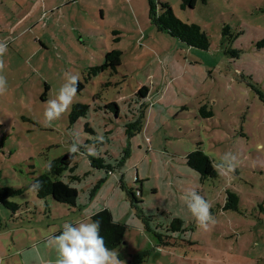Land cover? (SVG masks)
I'll return each mask as SVG.
<instances>
[{
  "label": "rangeland",
  "instance_id": "obj_1",
  "mask_svg": "<svg viewBox=\"0 0 264 264\" xmlns=\"http://www.w3.org/2000/svg\"><path fill=\"white\" fill-rule=\"evenodd\" d=\"M161 1L182 22L200 25L209 48L159 30L147 0H0V41L8 47L0 58L7 79L0 95V185L22 189L9 198L16 211L0 203V264H54L47 237L104 208L126 227L113 249L123 264H264V151L257 147L264 144V0H198L186 9L181 0ZM27 10V26L17 23ZM226 24L236 35L223 41ZM113 49L122 52V63L91 75ZM65 72L80 77L76 97L45 127V102L56 97ZM143 85L146 99L137 94ZM77 103L90 109L73 123ZM204 105L212 117L204 116ZM144 107V126L129 139L126 124ZM77 138L80 149L58 176L77 188L76 205L29 191ZM88 146L115 169L91 166ZM197 148L213 167L225 153L235 154V172L221 176L214 169L216 176L202 180L186 160ZM192 190L212 205L216 224L209 231L186 209L183 198ZM174 219L183 221L175 232Z\"/></svg>",
  "mask_w": 264,
  "mask_h": 264
},
{
  "label": "trees",
  "instance_id": "obj_2",
  "mask_svg": "<svg viewBox=\"0 0 264 264\" xmlns=\"http://www.w3.org/2000/svg\"><path fill=\"white\" fill-rule=\"evenodd\" d=\"M150 8L149 18L153 22L157 28L164 33L172 37L178 38L181 42L194 46L198 49L206 50L210 46V40L207 35V32L198 24L191 23L187 24L182 22L179 18L176 17L173 12L171 6L164 1L161 0H147ZM196 1L198 0H181V8H194ZM118 34V32H115ZM236 35L231 27L226 24L223 27L222 39L225 41L226 37L233 38ZM119 40V39H118ZM117 40V41H118ZM227 52V51H226ZM238 51H233L235 53ZM104 63L99 66H93L90 68L89 73L91 75H98L101 72L113 69L115 70L122 63V52L120 50H111L105 54ZM90 77V76H89ZM82 86V85H81ZM48 90V86H47ZM141 98H147L149 96V89L143 85L138 93ZM264 101V97L260 95ZM147 106V105H145ZM108 107H112L117 114L119 112V108L116 103H109ZM90 109L88 104H75L73 106V110L70 114L71 122L75 123L78 119L85 117ZM201 111L204 113L205 117H212L214 115L212 110L207 109L206 105L201 107ZM145 107L144 110L138 113V116L131 122L126 124L125 133L129 139H131L134 135L141 131L144 126L145 119ZM201 143H199L200 145ZM69 159L62 161V157L53 160L51 164V169L47 170L42 174H39L34 178L33 184L39 182V190L35 191L39 198L52 197L57 202L65 203L69 205H76L78 198V190L77 188L70 185V183L62 181L58 176L62 175V173L69 167L70 161L74 157V153H69ZM91 158L90 163L94 168H104L107 170L113 171L115 169L114 166L107 163L106 157L99 156L94 157L93 155L89 156ZM116 160V167L122 166L124 163V157L119 161ZM187 164L194 169L195 171L201 174L202 180L208 179L210 177L216 176V172L213 167L212 159L206 154L203 149L197 148L193 152H189L186 156ZM115 165V164H114ZM1 173V171H0ZM77 179L79 177L74 175ZM138 179L136 180V182ZM101 182V181H100ZM138 193H141V190L137 189ZM22 193V189H16L12 186H1L0 185V203L5 205V207L11 209L12 212L16 211L18 206L15 203H11L9 200L10 197H14L18 194ZM128 193L131 197L136 201V192L133 188L128 190ZM229 200L233 199L234 201L237 199V195L235 193H229L227 196ZM232 206L226 204L224 209H231ZM234 208V207H233ZM92 220L100 222V235L104 238L105 245L109 250H113L118 247L121 242L124 240V235L126 232V227L124 224L120 222H113V216L108 208H104L100 210L98 213L93 215ZM183 221L181 219H174L172 224L173 231L179 230Z\"/></svg>",
  "mask_w": 264,
  "mask_h": 264
},
{
  "label": "clouds",
  "instance_id": "obj_3",
  "mask_svg": "<svg viewBox=\"0 0 264 264\" xmlns=\"http://www.w3.org/2000/svg\"><path fill=\"white\" fill-rule=\"evenodd\" d=\"M8 51L7 41H0V58ZM4 62L0 59V73L4 70ZM65 83L58 89L54 99L47 100L43 112L44 126L51 127L54 121L61 119L73 105L80 81L79 75L65 72ZM7 91V79L0 75V95ZM102 142L103 137H97ZM81 142L77 138L70 149V153L79 151ZM258 150L264 151V144L258 145ZM89 155H98L97 151L88 146ZM49 170L51 164L48 165ZM238 166L237 156L231 152L225 153L220 163L214 165V169L221 176L234 173ZM39 182L34 183L29 191H38ZM187 211L195 220L198 227L209 231L214 227L216 220L211 213V203L197 191H189L184 196ZM87 213L84 220L75 223L65 222L59 233H53L47 237V246L57 253L54 264H123L114 250H109L104 238L100 235V222L93 221L91 217L98 213ZM115 223V220H113ZM35 248V245L33 246ZM41 264H44L42 261Z\"/></svg>",
  "mask_w": 264,
  "mask_h": 264
},
{
  "label": "crops",
  "instance_id": "obj_4",
  "mask_svg": "<svg viewBox=\"0 0 264 264\" xmlns=\"http://www.w3.org/2000/svg\"><path fill=\"white\" fill-rule=\"evenodd\" d=\"M43 1H45V0H40V2L42 3ZM17 5H19L18 4V2L16 1V2H13V6L12 7H15L16 8V6ZM30 5H32V4H30ZM43 6V5H42ZM59 7V6H58ZM32 8V7H31ZM26 9V6H25V8H24V10ZM30 11H32V10H27V11H25L24 13H23V15L22 16H20V19L18 20V21H16L17 23H19L20 22V24H22V22H23V25L25 24L26 26H27V24H26V21H24V19H27V16H28V12H30ZM29 20V19H28ZM40 20V19H39ZM38 20V21H39ZM33 25V24H32ZM34 26V25H33ZM25 27V26H24ZM26 28V27H25Z\"/></svg>",
  "mask_w": 264,
  "mask_h": 264
},
{
  "label": "water",
  "instance_id": "obj_5",
  "mask_svg": "<svg viewBox=\"0 0 264 264\" xmlns=\"http://www.w3.org/2000/svg\"><path fill=\"white\" fill-rule=\"evenodd\" d=\"M78 87H79V85H78ZM69 157H70L69 154L65 155V156L62 158V161H65L66 159H69Z\"/></svg>",
  "mask_w": 264,
  "mask_h": 264
}]
</instances>
